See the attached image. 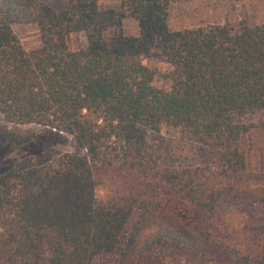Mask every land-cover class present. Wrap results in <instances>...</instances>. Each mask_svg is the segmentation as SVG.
Returning <instances> with one entry per match:
<instances>
[{"label":"trees","instance_id":"trees-1","mask_svg":"<svg viewBox=\"0 0 264 264\" xmlns=\"http://www.w3.org/2000/svg\"><path fill=\"white\" fill-rule=\"evenodd\" d=\"M174 2L0 0V116L72 136L85 152L0 175V264H98L107 255L148 264L181 254L264 264L201 227L191 208L214 211L230 194L264 206V186L245 185L243 146L251 131L264 133V24L173 31ZM127 21L138 35L124 31ZM31 24L41 47L28 51L13 25ZM74 33L86 34L85 49L69 48ZM153 61L168 66V88L155 85ZM163 126L213 151V165H163ZM144 171L178 201L146 196Z\"/></svg>","mask_w":264,"mask_h":264},{"label":"rangeland","instance_id":"rangeland-1","mask_svg":"<svg viewBox=\"0 0 264 264\" xmlns=\"http://www.w3.org/2000/svg\"><path fill=\"white\" fill-rule=\"evenodd\" d=\"M103 7H117L120 0H100ZM246 20L250 25L264 24V0H175L170 11V27L173 31L191 29L210 24L238 23ZM127 34L138 35L134 22H125ZM13 29L28 51L41 47L40 31L37 25H13ZM110 38V34L107 35ZM72 51L85 49L86 34L74 33L67 38ZM159 69L155 85L168 88L165 78L168 66L153 61ZM165 147L161 163L166 166H209L213 165L214 152L181 138L179 129L163 126ZM247 153V175L245 185L250 188L264 186V133L253 130L243 139ZM84 154L72 136L38 125L7 124L0 116V175L8 170L23 171L40 167L62 154ZM139 184L148 197L164 201H178V198L164 191L155 171L140 173ZM108 189L100 188L98 198H105ZM195 221L216 237L237 246L246 253L264 255V206L253 202L247 196L233 199L226 195L218 208L207 211L191 207ZM132 224V222H131ZM98 264H116V257L102 256ZM148 264H200L190 255L176 258L149 257Z\"/></svg>","mask_w":264,"mask_h":264}]
</instances>
